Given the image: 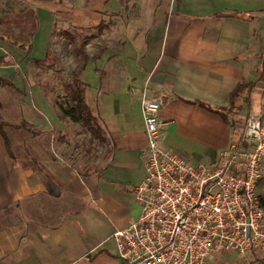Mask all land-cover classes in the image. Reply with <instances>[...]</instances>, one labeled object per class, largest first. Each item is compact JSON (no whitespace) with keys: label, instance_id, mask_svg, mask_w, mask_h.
Masks as SVG:
<instances>
[{"label":"crops","instance_id":"0c3cea01","mask_svg":"<svg viewBox=\"0 0 264 264\" xmlns=\"http://www.w3.org/2000/svg\"><path fill=\"white\" fill-rule=\"evenodd\" d=\"M6 1L0 0V29L9 27ZM17 1L34 9L35 27L29 52L0 31V77L17 89L3 99L0 114L5 122L15 117L33 126L36 160L31 168L15 158L0 132V264H122L111 234L139 213L133 189L144 175L143 86L145 96L160 97L158 145L192 162L210 161L241 128L245 117L240 121L239 112L258 111L264 0ZM110 22L118 48L105 50L80 74L88 84L85 102L107 132L108 154L95 171L99 151L90 158L93 149L85 153L81 144L87 139L78 140L88 135L62 119L26 74L30 60L46 57L55 27L106 30ZM15 24L23 32L25 22ZM254 80L242 93L248 105L238 98L236 110L224 116L196 102L226 108L235 84ZM7 129L12 127L4 126L8 138ZM91 160L90 173L79 171ZM229 252L236 253H213L204 264H246ZM257 252L264 264V250Z\"/></svg>","mask_w":264,"mask_h":264},{"label":"built area","instance_id":"2783aa9c","mask_svg":"<svg viewBox=\"0 0 264 264\" xmlns=\"http://www.w3.org/2000/svg\"><path fill=\"white\" fill-rule=\"evenodd\" d=\"M144 88V175L133 189L139 213L111 234L117 258L122 264H204L213 253L264 249V205L256 193L264 116L249 113L210 161L192 162L158 145L160 97L145 96Z\"/></svg>","mask_w":264,"mask_h":264},{"label":"rangeland","instance_id":"374dc122","mask_svg":"<svg viewBox=\"0 0 264 264\" xmlns=\"http://www.w3.org/2000/svg\"><path fill=\"white\" fill-rule=\"evenodd\" d=\"M6 7L7 8L4 9V12H6V14H4L3 16L9 18V27L8 29L2 28L0 29V31L7 34L10 38L20 36L24 39H27L28 43L31 42V37L33 34L31 23L32 20L36 18L34 9L31 8L27 3L24 4L23 2L17 0H7ZM129 12L132 13L133 10H130ZM19 19L25 22V30H23V32H21V29L19 32L17 24H15ZM110 24L111 22L109 23V25H107L108 29L106 30L103 26L94 29H62L59 27H55V30H53L52 33V39L51 41H49V45L47 48V52L49 54L48 59L41 61V65H37L33 60H30L29 65H27V79L37 83L42 89H46L47 95H44L49 99L53 100L55 96H61L63 93V85L71 78L72 72L78 61L73 52L74 47L82 48L84 53L87 54L88 62H95L104 53L105 50L113 52L118 48L119 41L113 39V30L112 27H110ZM109 29L110 32L108 31ZM63 30H66V35L63 33ZM254 92V96H256L255 101L258 105V111L255 112V114H261L262 116H264V84L261 88L259 87L254 90ZM14 95V91L11 88L0 84V109L3 107V99L12 97ZM244 113L245 111H243L242 113L239 112V114H242L240 121H242L245 117ZM0 118L1 120H3L1 114ZM233 120L234 121L232 123L238 121L235 119ZM9 121L10 122L6 121V123H9V126L10 128L12 127V129H7V131L9 132L8 139L10 142V147L13 148L12 153L14 157L22 160L31 168H34L36 159L33 145L37 138L34 134V130L32 129L33 126L30 124H25L26 126L23 127V122H19V120L15 117L11 118ZM17 123H19L20 126L22 125V132L15 129L14 126L17 125ZM82 138L88 139V137L80 136L78 137V140H86ZM89 145H91L90 148L93 149V153L90 155V158L93 157V154L95 155V151H99V153H96L95 155V157H97L96 160L98 161V163L94 164L96 165L95 171H98L104 163V157H107L109 149L108 142H105L104 145H98V143L94 141L92 144L89 143ZM82 148H84V145L82 146ZM23 156L25 157L24 160L22 159ZM92 161L93 160H91L90 162H86V165L84 164L83 166L81 164L79 166V171L83 172L84 174L90 173L92 171V166L89 165L92 163ZM256 193L258 199L264 202V171L261 174L260 180L256 183ZM131 194L132 192L127 193V195L130 197ZM2 224L3 218L2 215H0V226H2ZM108 239L109 237L106 238L107 242H109ZM262 250H259L258 252H261ZM228 254L241 258L246 262V264H251L253 260L258 259L255 252H252L250 254L248 253V261L245 256L247 254L237 255L236 253L232 252H229Z\"/></svg>","mask_w":264,"mask_h":264},{"label":"trees","instance_id":"16d2710c","mask_svg":"<svg viewBox=\"0 0 264 264\" xmlns=\"http://www.w3.org/2000/svg\"><path fill=\"white\" fill-rule=\"evenodd\" d=\"M31 27L32 30H34L35 27V20H32L31 23ZM80 29V28H77ZM25 30V27H24ZM63 33L66 35V30H63ZM19 39V40H18ZM27 39H22V37L20 36H16L13 40L14 44H17L19 47L21 48H26L27 52L30 51V42H27ZM73 52L76 56V59L78 60L75 68L72 72V76L71 78L64 83L63 85V90H62V95L61 96H55L53 98V103L54 105L57 107L60 117L62 119L74 122V123H78L81 126V130L85 135H88V139L86 140V143L82 142L81 144H83L85 147L84 152L85 153H90L91 150V145L94 141H96V143H98V145H103L105 144V142L107 143L108 139H107V132L106 129L103 125V123L101 122V119L99 118L98 115L94 114L91 109L88 107V105L85 102V92L86 89L88 87V84L85 83L81 78H80V74L83 71V69L85 68L86 63L88 62V57L87 54L84 53V51L82 50V48L80 47H74L73 48ZM48 52L46 54V57L43 59H48ZM43 60H38L35 59L34 63L37 65H41ZM0 62H2V60L0 59ZM260 74L259 77L261 76V74L264 73V55L261 58L260 61ZM258 77V78H259ZM257 78V79H258ZM255 81L254 80L252 82H238L235 84V86L229 91L228 93V104L226 106V108H217V109H211L209 106L205 105L202 102L196 101L199 105H201L204 108H208L210 110H213L215 112H217L218 114L224 116V112H233L236 110V108L238 107L237 105V101L238 98H241V100L247 105H248V97L247 95H243L242 93H248L251 88L253 87ZM0 84H3L5 86H8L14 90H17L13 83L10 80L7 79H3L0 77ZM42 89V88H41ZM43 93L45 95H47L46 93V89H42ZM250 113V109L248 108L247 110V114L248 115ZM24 124V123H23ZM10 125L6 122H4L3 120H1L0 118V132L5 140L6 145L8 146V138L4 132V126ZM19 126V125H17ZM26 125L24 124L23 127H25ZM22 127V125H21ZM81 144L78 143L76 145V147L81 150ZM261 177V176H260ZM260 177L257 179V182L260 180ZM256 182V183H257ZM259 201L264 205V202H262V200L259 199Z\"/></svg>","mask_w":264,"mask_h":264}]
</instances>
